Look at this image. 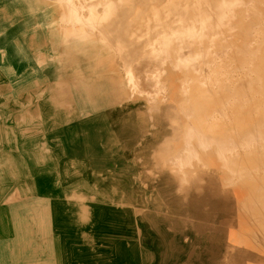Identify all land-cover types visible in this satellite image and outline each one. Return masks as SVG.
<instances>
[{
    "label": "bare ground",
    "instance_id": "bare-ground-1",
    "mask_svg": "<svg viewBox=\"0 0 264 264\" xmlns=\"http://www.w3.org/2000/svg\"><path fill=\"white\" fill-rule=\"evenodd\" d=\"M0 264H264V0H0Z\"/></svg>",
    "mask_w": 264,
    "mask_h": 264
}]
</instances>
